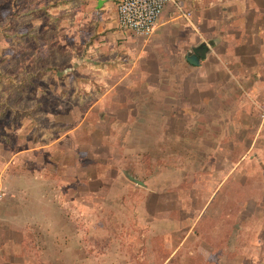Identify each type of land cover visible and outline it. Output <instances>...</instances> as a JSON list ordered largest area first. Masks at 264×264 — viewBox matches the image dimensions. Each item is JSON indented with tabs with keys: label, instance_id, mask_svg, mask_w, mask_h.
I'll list each match as a JSON object with an SVG mask.
<instances>
[{
	"label": "rangeland",
	"instance_id": "obj_1",
	"mask_svg": "<svg viewBox=\"0 0 264 264\" xmlns=\"http://www.w3.org/2000/svg\"><path fill=\"white\" fill-rule=\"evenodd\" d=\"M70 1L0 0V137L50 144L0 201V264H264V134L209 118L185 59L226 0H177L150 37Z\"/></svg>",
	"mask_w": 264,
	"mask_h": 264
},
{
	"label": "crops",
	"instance_id": "obj_2",
	"mask_svg": "<svg viewBox=\"0 0 264 264\" xmlns=\"http://www.w3.org/2000/svg\"><path fill=\"white\" fill-rule=\"evenodd\" d=\"M89 1L99 9L97 7L99 0ZM120 1L103 0L102 4L103 9L115 11L117 23ZM226 2L228 4L222 6L224 13L221 16L219 28L211 25V28L204 31L209 40L195 30L196 35L192 32L188 34L191 39L198 40V43L191 45V49L198 46L208 48L206 57L201 59L200 65L193 66L186 59L191 50L189 49L185 59L190 67L204 73L202 80L207 90L204 102L208 103L205 105L208 117L221 120L237 119L240 121L238 125L244 127L243 131L245 130L246 133L249 131L246 127L252 126L253 146L264 134L263 124L258 118V108L264 106V11L254 0H226ZM172 7L173 4L164 10L156 35L167 23L175 21L176 17L170 18L171 14L175 13ZM104 19L105 17H100L101 21ZM208 19L206 23L212 22ZM195 26L194 24V28ZM181 32L182 30L175 31L173 39L185 42ZM198 92H200L199 89ZM14 137L12 143L6 142L4 136L0 137V183L5 191L3 199H7V202L15 200L23 204L22 200L29 198L28 189L34 181L33 178L37 177L35 170L30 171L32 170L30 167V161L33 160L32 154L37 150L49 148L50 144L26 143L23 146L20 142L22 136L15 134ZM228 178L229 173L224 180ZM3 214L11 215L12 213L6 211Z\"/></svg>",
	"mask_w": 264,
	"mask_h": 264
},
{
	"label": "built area",
	"instance_id": "obj_3",
	"mask_svg": "<svg viewBox=\"0 0 264 264\" xmlns=\"http://www.w3.org/2000/svg\"><path fill=\"white\" fill-rule=\"evenodd\" d=\"M178 4L177 0H121L118 3V24L137 36L150 37L157 29L167 6ZM261 116L264 120V108ZM5 191L0 183V201Z\"/></svg>",
	"mask_w": 264,
	"mask_h": 264
},
{
	"label": "water",
	"instance_id": "obj_4",
	"mask_svg": "<svg viewBox=\"0 0 264 264\" xmlns=\"http://www.w3.org/2000/svg\"><path fill=\"white\" fill-rule=\"evenodd\" d=\"M103 4V0H99L98 2V8H100ZM208 48L206 46H198V47H193L187 54V61L193 65V66H198L201 63V59L206 57ZM127 178L137 184H142L143 182L137 180L136 178L132 177L129 174H126Z\"/></svg>",
	"mask_w": 264,
	"mask_h": 264
},
{
	"label": "trees",
	"instance_id": "obj_5",
	"mask_svg": "<svg viewBox=\"0 0 264 264\" xmlns=\"http://www.w3.org/2000/svg\"><path fill=\"white\" fill-rule=\"evenodd\" d=\"M64 3H70V0H63ZM23 80L26 79V77L22 76L21 77ZM9 79V76L7 74H5V72L0 68V86L7 80ZM20 85V83H18ZM18 84L15 83V79H13L11 77V81L9 84V90H8V97L11 95V93L13 92L14 89H16L18 87Z\"/></svg>",
	"mask_w": 264,
	"mask_h": 264
}]
</instances>
